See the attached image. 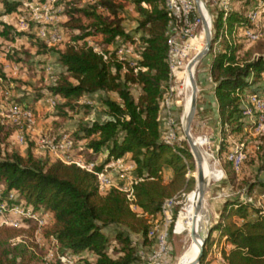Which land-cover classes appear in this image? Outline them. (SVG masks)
Returning a JSON list of instances; mask_svg holds the SVG:
<instances>
[{
  "label": "trees",
  "instance_id": "16d2710c",
  "mask_svg": "<svg viewBox=\"0 0 264 264\" xmlns=\"http://www.w3.org/2000/svg\"><path fill=\"white\" fill-rule=\"evenodd\" d=\"M126 1L136 14L131 31H126L123 25L121 2L90 0L83 5L69 3L65 10L67 20L61 27L70 35V41L62 49H52L35 40L36 54L54 52L62 68L46 86L55 105L61 100L57 106L71 110L79 99L97 94L104 115L102 120H78L55 138L62 133L69 135L72 148L83 154L85 163L105 149L103 162L88 170L73 161L36 157L31 147L24 155L12 152L0 158V200L13 192L17 199L8 200L9 203L23 202L36 211L49 212L52 220L39 229L40 239L48 243L53 240L60 254L86 251L89 256L82 258L85 264H143L136 251L138 246L154 248V239L148 238L147 233L162 203L194 189L190 190L193 178L186 177L188 169L194 171L192 154L163 142L157 118L170 77L167 61L170 27L184 34L193 15L189 11L187 17L180 13L175 18L166 7V0ZM255 1L230 0L227 9L217 7L216 21L214 17L212 21L215 37L208 52L211 85L206 92L216 103L220 124L218 155L224 157L223 167L232 187L236 186V173L226 154L233 146L230 139L241 137L248 130L247 117L242 114L244 96L264 93V51L256 54L246 47L254 41L243 34L245 29L253 28L246 11ZM21 5L18 1H1L4 14L18 11ZM12 30L13 25L2 24L0 36L12 40ZM95 35L101 39L94 46L87 38ZM134 42L135 58L117 56L122 44ZM216 42L218 45L214 47ZM132 87L137 88L136 95ZM237 89L244 94H236ZM13 129L0 121V140L7 138ZM81 141L84 143L78 145ZM235 141L247 146L240 138ZM257 141L264 146V133L257 136ZM125 155L137 178L130 186L131 200L126 191L116 187L99 193L95 173L109 161ZM164 168L171 170L167 181L162 175ZM243 183L239 187H247L243 193L249 195L255 184ZM243 193L222 201L200 264L205 263L209 246L220 241L227 245L220 249L226 264H264V214L251 201L242 200ZM130 203L140 212L132 210ZM29 224L27 221L26 226ZM26 228L0 226V264H59L54 256L46 260L43 247L31 238L37 226ZM22 234L27 235V240L16 241ZM112 244L116 256L108 253Z\"/></svg>",
  "mask_w": 264,
  "mask_h": 264
},
{
  "label": "rangeland",
  "instance_id": "374dc122",
  "mask_svg": "<svg viewBox=\"0 0 264 264\" xmlns=\"http://www.w3.org/2000/svg\"><path fill=\"white\" fill-rule=\"evenodd\" d=\"M0 0V16L4 13L2 12ZM8 1H18L21 2V7L18 11L14 12L11 18L7 19V23L9 25H13L15 30H12L13 39L7 40L3 39L0 36V121L1 123L7 124L5 122V117L7 115V108L10 101H17L21 98L30 97L34 103H30L33 107L36 105V110L33 109L34 112V120L33 123L29 127L23 128L22 126H14L9 124L14 129L10 133L7 138L0 140V158H3L5 155L10 154L12 152H17L21 155H24L26 150L31 147V151L34 156L39 157L41 159H45L46 157H50L52 160H56L57 157L49 155L43 141L45 139L55 138L57 133L62 132L64 129H67L76 124L78 120H93V119H102L101 114L102 108L99 106L97 100L98 95L94 96L93 104H89L85 101V98L79 99L75 104V106L70 110L68 108H59L57 106L60 104L61 100L57 101V104L51 106L47 102V97H51L47 90L46 86L50 85L52 81L55 79L56 75L62 71V68L57 64L56 57L54 52H49L44 55L36 54V43L35 40L41 41L46 47L52 49H62L68 41H70V35L65 31L64 28L61 27V24L67 20V15L65 10L70 5V2H74L77 5H83L84 3L90 0H40V3L44 4V7L39 10L41 14V18L39 22H33L29 20V12L25 9L24 4L34 0H8ZM39 1V0H36ZM121 2L124 6V11L122 13L123 17V25L126 31H131L135 25V17L136 14L132 5L128 3L126 0H117ZM202 0L204 7L206 9L208 15V24L210 28V32L212 33V21L214 17V13L217 12V7L219 5H223V0ZM257 1L252 2L251 6L255 4ZM172 12H182L187 13L189 10L183 6L181 0H172ZM24 16V25H22L18 19L19 17ZM261 19L264 21V16L261 15ZM51 29L55 28L59 32V39L54 43H46L39 37L40 29ZM2 26H0V30ZM19 33V34H16ZM134 38L136 34H133ZM184 37V34L180 33L179 30H175L173 26L170 27V39L172 41L171 47V58L173 59V67L176 66L177 53L179 50V45L181 39ZM101 39L100 35H95L87 38L89 44L96 43ZM134 43H124L117 50V56L128 55L129 57L135 58V44ZM192 46H195V49H186L182 55H180L181 65L177 69V76H172V70L170 71V77L167 83V88L162 97V101L160 104V111L158 113L159 125L162 131V137L168 135L170 131L173 136L171 141L174 145L187 149L185 139L183 138L182 129L179 124L176 122L174 117V107L180 101V106L176 111H179L180 116L183 113V77L185 73V66L188 61L204 46V35L202 27H198L196 31V38L192 40ZM218 44L216 43L214 47ZM95 46V45H94ZM246 47H251V50L256 54L264 51V35L260 36L257 40H254L253 43H250ZM109 50L113 49V46L106 47ZM209 62V53L205 55L194 67V79L196 81L197 87V95L199 94V89L197 86L198 76L201 78L203 85L205 87H210L211 79L208 72L207 63ZM49 68V69H48ZM48 72L53 73V79L51 80L48 76ZM262 80H264V74L262 75ZM171 87L173 88V92L171 93ZM181 88V91H180ZM247 89L246 87L243 88ZM8 91L10 93L9 98L4 97V92ZM133 95H136L138 90L136 87H132ZM243 92H240L239 95H243ZM196 95V99H197ZM245 97V96H244ZM36 98V99H35ZM244 100V99H243ZM24 104V103H22ZM26 105V104H25ZM87 105L88 107H85ZM65 114H61V113ZM196 112L194 113L189 122L190 133L194 137V141L197 144V147L202 155L204 160L205 167L207 166L210 177L209 183L205 190V201L208 208V216H209V225H211L214 221L213 215V206L216 201H219L224 198V194H227V198L232 196L233 194L243 193L247 188L244 185L240 188L239 183H243V181H250L254 183L255 186L252 190L255 189L256 185L264 186V146L260 145L257 141V135L249 133L247 128L245 132L242 134V138L237 136L236 138H231L230 141L232 145L237 143V138H240L246 141L247 146L245 150V156L240 163V166L236 173L235 187H232L227 179L224 167H223V159L224 157H219L218 149H219V139H220V130H219V139L218 144L215 140L214 132L209 131L206 126H204L201 122V119H198L196 116ZM5 119V120H4ZM203 139V143H199V140ZM40 149L43 151L40 152ZM75 149L71 147L68 151V154L71 155ZM72 156V155H71ZM73 157V156H72ZM128 164V158L123 157L119 165H114L109 168L115 171H122L129 174V170H124L125 165ZM192 165V163H191ZM195 166V165H194ZM188 169L186 172V177H192L193 173L189 172ZM221 171L223 173V178H220ZM194 172V171H193ZM219 179V180H218ZM227 183H225V180ZM195 180L191 185V188L195 187ZM228 184V185H227ZM244 184V183H243ZM189 190V191H190ZM188 191L181 192L179 198H176V203L172 206L170 210L171 220L167 225V229H169L167 246L168 253L165 256L166 264H175L182 250L186 247L188 240L183 238L182 234H178L175 232V223L178 217H180L183 213L181 207L184 206V201L186 197V193ZM264 193V192H262ZM244 193L241 194V196ZM250 195V194H249ZM248 195V196H249ZM260 195V194H259ZM256 197V196H255ZM252 198V202H256L257 198ZM15 200L17 199V195L14 196ZM36 211V210H35ZM37 213H42L41 210L36 211ZM47 212V211H46ZM48 217L43 225L39 228L37 227V231L35 235L31 237L34 239V242H37L40 246L43 247L42 255L47 260V255L53 251V247L51 243L45 242L39 237V229L45 224L50 222V216H52L49 212ZM174 214V215H173ZM217 219V218H216ZM29 220H24L21 223L20 227L27 229L31 225H35L33 221H29V226H26V222ZM214 224V223H213ZM2 226H5L2 224ZM16 228V227H15ZM163 228V227H162ZM174 228V231H173ZM37 233V234H36ZM213 236L216 233L212 234ZM26 234H22L21 236L16 238V241L22 239L27 240ZM32 239H29L32 240ZM136 238H134V241ZM114 244L110 245L108 249V253L112 256H116L112 247ZM151 246H138V249L143 251H150L153 248ZM221 247H227V245L220 241L219 243H213L209 246L207 250V254L205 256L204 264H224L217 258V255L220 253ZM86 253V252H84ZM220 255V254H219ZM51 256L49 260H51Z\"/></svg>",
  "mask_w": 264,
  "mask_h": 264
},
{
  "label": "built area",
  "instance_id": "2783aa9c",
  "mask_svg": "<svg viewBox=\"0 0 264 264\" xmlns=\"http://www.w3.org/2000/svg\"><path fill=\"white\" fill-rule=\"evenodd\" d=\"M44 1L48 3L47 0ZM229 3L230 0H223V5L220 6H222L223 9H227ZM172 4H174L172 3V0L165 1V5L169 10L170 14L173 15L175 18H178L180 13L182 12H172L171 11L173 7ZM24 6L25 9L29 12L28 15L29 20L33 22H39L41 18V14L39 13V10L44 7V4L40 3V1L34 0L25 3ZM189 11L193 15V12L190 8L187 11V13H182V14L185 17H187ZM263 12H264V0H257V2L252 6H250L246 11V18L253 24V28H248L243 31L245 38L248 39L249 41L257 40L260 36L264 35V21L261 19V15H263ZM13 14L12 13L4 14L0 20V26H2V24H6L7 19L11 18ZM23 18L24 16H21L18 19V21L22 25H24ZM184 20L187 23L186 18ZM191 23H189V25ZM186 30L184 31V34ZM39 37L46 43H54L59 39V32L55 28H51L48 30L42 28L39 31ZM168 44H169V49L167 52V61H168L169 71H171L173 70L172 68L173 59L171 58L172 41L170 37L168 40ZM48 76L51 80L53 79V73L48 72ZM239 93L240 92L237 89L236 94L239 95ZM9 96L10 93L6 90L4 92V97L9 98ZM47 102L51 106L55 105V99L53 97H47ZM7 110L8 113L5 117L6 120L4 119L7 124H12L14 126H22L23 128H25V127H29L33 123L34 112L33 109H31L29 106L19 103L17 101H10ZM242 114L247 117L249 124L248 125L249 133H252L257 136L264 133V93L246 94L243 100ZM172 136L173 134L170 131L168 135L164 136V139L162 137L163 142L168 145H173L171 141ZM72 143H73L72 139L69 137V135L65 133H62L58 138L45 139L43 141V144L49 155L55 156L57 157V159L62 161H73L79 166L91 170L95 166L93 162L85 163L83 160L75 159L74 157L68 154V151L72 147ZM245 150H246V145L243 142L234 143L230 151L226 154V158L231 162L232 169L235 172L238 170L240 163L245 156ZM120 162L121 159L111 160L108 163H106L100 171L95 173L96 188L99 193L106 192L110 187L119 188L123 191H126L127 198L131 200V195L129 191L130 186L132 185L133 182L137 180V178L132 174L133 164L130 163L125 165L124 170L125 171L129 170L130 171L129 174L122 171L118 172L115 171L114 169L110 171L109 169L114 165H119ZM117 178L124 180L125 184L115 186L114 180ZM15 195H16L15 193L10 192L7 195V199L0 200V226H2L3 224L5 226L17 228L21 226V223L24 220L33 221L38 228L41 225H43L48 217V213L46 211H42V213H37L31 206L26 205L23 202L9 203L8 200H12V201L15 200L14 198ZM241 199L245 201H251L248 195H244V197L242 195ZM175 203H176L175 196L166 199L160 207L158 216L153 220H151V226L149 228L147 236L150 239H154V248L150 251H143L141 249H137L136 251L137 258L143 264H166L165 256L168 253L167 239L169 234V229H167V225L171 220L170 210ZM254 205L258 207L260 211L264 214V193L258 195ZM130 208L134 211H137L135 210L137 207L132 203H130ZM137 212L140 211L138 210ZM51 245L52 247L55 246V242L53 240H51ZM50 256L51 258L54 256L59 261V264H85L82 261V258L85 256H89V254L86 253L82 255L81 252L79 253L66 252L60 254L55 250L54 247L52 253L50 252L49 255H47V260H49ZM223 262L225 263L224 260ZM45 264L48 263L46 262Z\"/></svg>",
  "mask_w": 264,
  "mask_h": 264
},
{
  "label": "bare ground",
  "instance_id": "6f19581e",
  "mask_svg": "<svg viewBox=\"0 0 264 264\" xmlns=\"http://www.w3.org/2000/svg\"><path fill=\"white\" fill-rule=\"evenodd\" d=\"M210 1L213 3L212 0ZM181 2L183 3L184 7H186L187 9L189 7L192 10L193 21L186 30L184 37L180 41L179 50L177 53L176 66L172 70L173 77L177 76V69L181 65L180 55H182L187 48L193 50L195 49L196 45L192 46L191 43L192 40L196 38L197 28L200 26L202 27L204 35V45L208 37L211 35L208 24V15L202 0H181ZM196 54L186 64L185 73L183 77V84H181V86L183 87L182 91L184 96L182 104L183 113L181 115L182 129H185V127L189 128V122L194 113L196 105L197 87L196 81L194 79V67L197 64V62H194ZM207 54L208 52L204 51L203 57ZM172 92L173 88L171 87V93ZM183 137L190 150L191 148L187 138L185 136ZM192 138L194 140L193 136ZM203 142V139L199 140V143ZM194 144L196 147L198 160L202 167L201 178L196 182L194 189L187 193L184 201V206L181 207L183 213L180 217L177 218L175 223V232L178 234H182L183 238L188 240L186 247L182 250L175 264H194L200 240L204 235L205 228L209 227V216L207 204L205 201V190L209 183L210 173L207 166L205 167L204 160L195 141ZM193 160L195 165L193 174L197 175V161L194 159V156ZM223 177L224 176L221 171L219 179H222ZM223 196L224 198H227V194H224Z\"/></svg>",
  "mask_w": 264,
  "mask_h": 264
},
{
  "label": "crops",
  "instance_id": "0c3cea01",
  "mask_svg": "<svg viewBox=\"0 0 264 264\" xmlns=\"http://www.w3.org/2000/svg\"><path fill=\"white\" fill-rule=\"evenodd\" d=\"M3 15L0 16V20H1ZM197 86H198V89H199V94L197 95L196 105H195V112L197 114L196 116H198V119L199 118L201 119L202 124L204 126H206V128L209 131L214 132L215 140L217 141V144H218L220 124H219L218 119H217V109H216L215 100L212 98V96L210 94H208L206 92L208 87H205L203 85V82H202V80H201V78L199 76H198ZM94 96H96V94H92V95H89V96L83 97V98H85V101L87 103L93 104ZM19 101L24 103V104H26V105L31 106L33 109L36 110V105L34 107L32 105H30V103H34V101L31 100L30 97H28V98H24L23 97ZM97 102H98V100H97ZM98 104H99V102H98ZM100 116H101L102 119H104V115L101 114ZM83 143L84 142L81 141V142L78 143V145H81ZM42 151L43 150L40 149V152H42ZM71 155L75 159H81V160L84 161L83 154L79 153L77 149H75L73 152H71ZM105 156H106V150L102 149L94 156V159L91 160V162H93L95 165H98V164L103 162V160L105 159ZM125 156H126V158H128L127 155H125ZM48 158L50 160H52L49 156H48ZM128 164H130L129 161H128ZM162 175H163L164 181H167L170 178V176H171V170L169 168H164L163 172H162ZM122 184H125L124 180L119 179V178L114 180V185L115 186H119V185H122ZM262 192H264V186L263 185H256L255 189L251 191L249 197H250V199L254 198L255 196H256L255 198H257L258 195L261 194ZM222 201H223V199H221L219 201H216V203H214L215 205L213 206V210H212L213 215H214V221L216 220L217 211L220 209V204H222ZM135 210L138 211L137 208ZM51 220H52V216H50V221ZM84 252H86V251L81 252L82 255L87 253V252L86 253H84ZM217 258H219V260L221 262H223V260L221 259L222 258L221 255L218 254Z\"/></svg>",
  "mask_w": 264,
  "mask_h": 264
},
{
  "label": "water",
  "instance_id": "95a60500",
  "mask_svg": "<svg viewBox=\"0 0 264 264\" xmlns=\"http://www.w3.org/2000/svg\"><path fill=\"white\" fill-rule=\"evenodd\" d=\"M216 17H217V12L214 13V22L216 21ZM214 37H215V26L213 25V32L208 37V39L205 42V45L203 46V48H201L198 51V53L196 54V56L194 58V62H197L198 63L200 61V59L203 57L204 51L209 52V50L211 49V46H212V42H213ZM179 106H180V101L177 103V105L173 109H174V113H175V116H176V119H177V123L179 124L180 128L182 129L181 116L179 114V111H176L179 108ZM217 119H218V117H217ZM182 133L187 138V140H188V142L190 144V148L191 149L188 152L190 154L192 153L193 156H194V159L197 161V168H196L197 175H193V180H195V182H197L201 178L202 167H201L200 162L198 160V156H197V153H196V147H195V144H194V140H193V138L191 136V133H190V130H189L188 127H185V129H182ZM225 200L226 199H224L223 202ZM221 205L222 204H220V209L217 211V217H216L217 219H216V221L218 220L219 215H220ZM212 227H213V224H211L209 227H206L205 228L204 235L201 238L200 244L198 246V252H197V255H196L194 264H200V262H201V258H202V255H203L204 246H205L206 240L208 239V236L210 234V231H211Z\"/></svg>",
  "mask_w": 264,
  "mask_h": 264
}]
</instances>
